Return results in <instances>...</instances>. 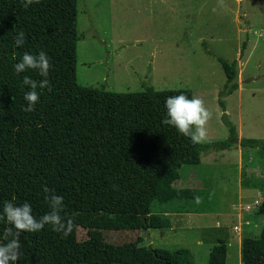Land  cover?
<instances>
[{
	"label": "trees",
	"instance_id": "1",
	"mask_svg": "<svg viewBox=\"0 0 264 264\" xmlns=\"http://www.w3.org/2000/svg\"><path fill=\"white\" fill-rule=\"evenodd\" d=\"M19 31L25 34L21 47L14 43ZM81 39L78 0H38L27 9L20 0H0V201H28L39 218L48 211L46 186L63 197L62 215L75 225L64 238L47 225L23 234L18 264H185V257L171 250L150 249L143 237L117 246L79 241L77 230L109 229L111 218L120 216L136 218L147 231L165 228L163 215L206 213L208 192L174 187L181 169L199 166L205 152L230 150L238 143L264 159V139L240 140L225 114L229 139L214 144L193 143L163 124L165 98L181 93L192 98L191 90L116 93L80 86ZM246 47L245 42L241 57ZM41 50L50 58L49 84L37 88L34 110L24 112L28 86L23 77L38 84L43 78L35 70L16 74L12 65L23 53ZM218 61L227 79L222 93L232 95L239 87L238 61ZM259 209L264 222V201ZM6 227L0 221V234ZM227 251V242L220 239L209 264H225ZM241 264H264V227L259 236L242 239Z\"/></svg>",
	"mask_w": 264,
	"mask_h": 264
},
{
	"label": "rangeland",
	"instance_id": "2",
	"mask_svg": "<svg viewBox=\"0 0 264 264\" xmlns=\"http://www.w3.org/2000/svg\"><path fill=\"white\" fill-rule=\"evenodd\" d=\"M78 32L80 86L191 90L209 112L202 143L228 140L226 119L240 140L264 139V0H78ZM218 58L238 61L232 95L222 93L227 79ZM180 175L175 188L209 193L206 213L163 215L166 227L147 231L136 218L113 216L109 229L79 227L78 240L120 246L143 237L148 247L184 256L185 264H209L223 239L225 264H241L242 239L264 227V159L238 143L203 153L199 166H185Z\"/></svg>",
	"mask_w": 264,
	"mask_h": 264
},
{
	"label": "clouds",
	"instance_id": "3",
	"mask_svg": "<svg viewBox=\"0 0 264 264\" xmlns=\"http://www.w3.org/2000/svg\"><path fill=\"white\" fill-rule=\"evenodd\" d=\"M21 6L27 9L38 0H20ZM25 34L23 31L16 33L14 43L17 47L23 46ZM15 59V57H13ZM16 74L24 73L27 70H35L41 79L39 84L27 75L23 77V84L28 86L24 91L23 99L26 106L24 112H32L39 100L37 88L48 86L47 79L50 69V58L43 51L36 54L23 53L19 61L12 65ZM166 109L162 123L189 137L193 143H199L206 137V122L209 112L198 97H186L184 94L168 96L164 100ZM44 199L48 202V211L37 218L33 215V209L28 201L15 203V197L11 200L0 201V221H4L6 227L3 234H0V264H18L22 255L20 237L25 233L39 232L49 226L52 231L60 234L62 238L68 237L74 229L71 218L62 215L65 207L63 197L55 191L44 186L42 188Z\"/></svg>",
	"mask_w": 264,
	"mask_h": 264
},
{
	"label": "water",
	"instance_id": "4",
	"mask_svg": "<svg viewBox=\"0 0 264 264\" xmlns=\"http://www.w3.org/2000/svg\"><path fill=\"white\" fill-rule=\"evenodd\" d=\"M149 248L151 249L152 247L150 246Z\"/></svg>",
	"mask_w": 264,
	"mask_h": 264
}]
</instances>
